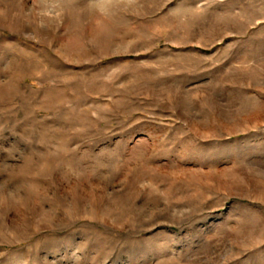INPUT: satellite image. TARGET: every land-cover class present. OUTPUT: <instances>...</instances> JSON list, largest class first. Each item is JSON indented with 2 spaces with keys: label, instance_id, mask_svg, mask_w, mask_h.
<instances>
[{
  "label": "rangeland",
  "instance_id": "1",
  "mask_svg": "<svg viewBox=\"0 0 264 264\" xmlns=\"http://www.w3.org/2000/svg\"><path fill=\"white\" fill-rule=\"evenodd\" d=\"M0 264H264V0H0Z\"/></svg>",
  "mask_w": 264,
  "mask_h": 264
}]
</instances>
